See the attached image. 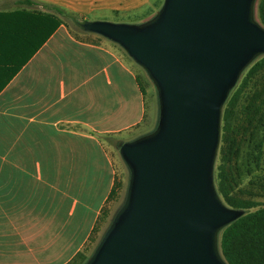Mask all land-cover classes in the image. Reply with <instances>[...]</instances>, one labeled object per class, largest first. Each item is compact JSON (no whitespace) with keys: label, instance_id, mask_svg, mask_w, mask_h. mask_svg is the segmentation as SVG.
<instances>
[{"label":"crops","instance_id":"1","mask_svg":"<svg viewBox=\"0 0 264 264\" xmlns=\"http://www.w3.org/2000/svg\"><path fill=\"white\" fill-rule=\"evenodd\" d=\"M41 7L0 0V244L28 259L5 264H65L86 246L125 170L101 140L147 116L113 41L77 38L63 22L47 34L43 15L55 13Z\"/></svg>","mask_w":264,"mask_h":264},{"label":"water","instance_id":"2","mask_svg":"<svg viewBox=\"0 0 264 264\" xmlns=\"http://www.w3.org/2000/svg\"><path fill=\"white\" fill-rule=\"evenodd\" d=\"M256 0H163L137 23L84 20L152 81L155 128L119 144L124 202L84 264H227L220 231L243 214L214 183L221 114L243 70L264 55Z\"/></svg>","mask_w":264,"mask_h":264},{"label":"rangeland","instance_id":"3","mask_svg":"<svg viewBox=\"0 0 264 264\" xmlns=\"http://www.w3.org/2000/svg\"><path fill=\"white\" fill-rule=\"evenodd\" d=\"M58 2L79 9L83 8L82 13L65 9L64 12L66 14L59 17L67 26L70 33L75 37L83 38L81 35L87 34L86 37L95 42L94 38H92L94 33L84 30L75 23V19L78 21L100 19L111 22L137 24L151 18L161 7L163 0H117L111 8H102L103 4L111 5V0H58ZM257 2L258 0H256L254 6V16L258 21ZM67 14L69 16H67ZM94 37H96L95 39H100L98 36ZM112 44L134 71L140 89L145 95L147 107L146 121L144 120L142 125L136 127L132 131H127L126 133L116 136H104L101 140L103 143L112 145L119 152L120 143L128 140L130 141V139L146 134L155 128L159 117V108L156 89L146 71L134 62L120 45L115 42H112ZM262 55H259L256 59ZM252 63L243 70L229 94L241 83L247 69ZM259 94L261 97H258ZM263 97L264 68L247 79V83L240 93L232 118V135L235 136L238 141L237 153L233 155L231 162L227 164V168L234 176L232 193L240 198L257 201L260 205L264 204V104L262 105L261 111L255 115L254 113L247 112L245 108L249 103H260ZM220 145L221 143L219 142L214 163V174L216 172V166L219 164ZM124 165L125 170L123 174L120 175L121 179L114 185L113 195L110 197V203L106 207V212L104 216L100 217L96 227L90 234L88 243L65 264L85 263L111 223L113 216L124 202L129 180V170L125 163ZM259 206L251 208L250 211L257 209ZM219 240L220 233L218 235V243ZM20 251L21 250L15 251L17 256H15V252H10L9 254L8 249H3L0 244V264L14 261V258H19V260L26 262L25 260L28 259L25 252Z\"/></svg>","mask_w":264,"mask_h":264},{"label":"trees","instance_id":"4","mask_svg":"<svg viewBox=\"0 0 264 264\" xmlns=\"http://www.w3.org/2000/svg\"><path fill=\"white\" fill-rule=\"evenodd\" d=\"M25 3L40 5L55 13L43 15L50 20L51 25L47 34L62 22L59 16L65 15L64 10L55 5L40 3L35 0H23ZM67 16H69L67 14ZM258 22L264 27V0L257 2ZM84 21V20H83ZM75 19V23L82 27V22ZM264 68V55L253 61L238 87L227 97L221 114V135L219 148V164L216 166L214 183L216 190L224 203L231 208L243 210V214L220 231L219 249L227 264H264V204L257 201L240 198L232 193L234 176L227 168L233 155L237 153L238 141L232 135V118L240 93L247 83V79ZM258 97H261L259 94ZM264 104V97L260 103H249L245 110L257 114ZM264 114V110H263ZM114 188L110 192L113 195ZM260 205V206H259ZM259 206L250 211L251 208Z\"/></svg>","mask_w":264,"mask_h":264}]
</instances>
